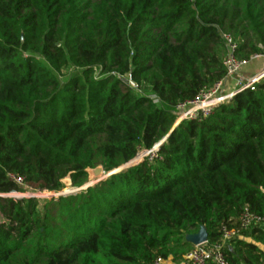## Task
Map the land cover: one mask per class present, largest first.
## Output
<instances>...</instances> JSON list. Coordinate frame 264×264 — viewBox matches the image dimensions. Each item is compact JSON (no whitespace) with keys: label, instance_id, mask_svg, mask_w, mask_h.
I'll return each mask as SVG.
<instances>
[{"label":"trees","instance_id":"obj_1","mask_svg":"<svg viewBox=\"0 0 264 264\" xmlns=\"http://www.w3.org/2000/svg\"><path fill=\"white\" fill-rule=\"evenodd\" d=\"M224 36L264 60V0H0V264H180L201 227L213 244L264 219V76L173 128L225 77ZM164 139L92 187L9 197L12 178L81 189ZM257 245L264 222L223 253L264 264Z\"/></svg>","mask_w":264,"mask_h":264},{"label":"built area","instance_id":"obj_2","mask_svg":"<svg viewBox=\"0 0 264 264\" xmlns=\"http://www.w3.org/2000/svg\"><path fill=\"white\" fill-rule=\"evenodd\" d=\"M224 44L227 48V54L223 62L225 67V77L215 83L212 87L202 90L194 100L178 105L176 107L177 119L175 125H178L182 121L195 118L199 113L206 116L217 105L230 101L239 91L231 95L223 94V89L226 84L231 80H234L233 78H235L250 61L260 58L257 56L252 57L249 62L238 60L235 56L237 44L234 42L233 38L230 36H224ZM262 74L264 75V70ZM262 74L247 82L243 86V89L261 79ZM154 152L156 151L153 149L148 151L146 157L152 156ZM12 180L19 187L27 188L21 178H12ZM263 222V218L255 216L248 211L243 212L234 225L221 226L219 230V241L213 244H207L206 241L198 246H193L191 251L183 257V261L180 264H228L223 253V250L228 243L239 238L240 232L247 231L252 225L262 224ZM155 264H164V262L158 261Z\"/></svg>","mask_w":264,"mask_h":264},{"label":"rangeland","instance_id":"obj_3","mask_svg":"<svg viewBox=\"0 0 264 264\" xmlns=\"http://www.w3.org/2000/svg\"><path fill=\"white\" fill-rule=\"evenodd\" d=\"M263 62H264L263 59L250 62L251 64L246 66L235 78H233L234 80H231L230 82H228L226 84V86L223 89V94L231 95L237 91H241L243 89V86L247 82H249V79L251 77L255 76L261 70H264V63ZM258 76H260V75H258ZM258 76H256V77H258ZM153 150H154V148H153ZM146 154H147V152H140L134 160L136 162L135 164L139 163L144 157H146ZM64 185H65L64 189L59 193H48L45 191L35 192L31 188H22L24 190L23 193L12 194L13 195L12 197H14V198L35 197V198L40 199V200H50L53 197L56 198L57 195L62 194L63 192L74 193L77 191V189L70 187V182L68 180L64 181ZM1 222H2V219L0 217V224H1ZM192 247L193 246H191L189 248L190 251H191ZM167 263H169V262H167Z\"/></svg>","mask_w":264,"mask_h":264},{"label":"water","instance_id":"obj_4","mask_svg":"<svg viewBox=\"0 0 264 264\" xmlns=\"http://www.w3.org/2000/svg\"><path fill=\"white\" fill-rule=\"evenodd\" d=\"M262 75H263V74H262ZM262 75H261V77L264 76V75H263V76H262ZM176 126H177V125H174L173 128H175ZM164 141H165V139L162 140L158 145H156V146L154 147V151H157L158 147H159ZM135 163H136V162L133 160V161H132L131 163H129L128 165H126V166H124V167H122V168H120V169H118V170H116V171H113V172H111V173H108V174H106V173L103 171L102 167H100V166H98V167H96V168H94V169H88V170H86V174H87V176H88L86 185H85L83 188L78 189L76 192H78V191H80V190H83V189H85V188L92 187L93 185L97 184L98 182H100V181L106 179L108 176H110V175H112V174H114V173H117V172L121 171V170L124 169V168H127V167H129V166L135 165ZM74 193H75V192H74ZM68 194H70V192H63L62 194L57 195V197H61V196L68 195ZM12 196H13V195H9V197H12ZM57 197H56V198H57ZM185 241H186L187 243H189L190 245H192V246H198V245L203 244V243H205V242L207 241V233H206L205 229H204L203 227H201V228L199 229L198 233H196V234H194V235H188V236H186V237H185Z\"/></svg>","mask_w":264,"mask_h":264},{"label":"crops","instance_id":"obj_5","mask_svg":"<svg viewBox=\"0 0 264 264\" xmlns=\"http://www.w3.org/2000/svg\"><path fill=\"white\" fill-rule=\"evenodd\" d=\"M260 59H262V58H258V59H256V60H260ZM263 61H264V60H263ZM250 62H251V61H250ZM263 63H264V62H263ZM249 64H251V63H249ZM249 64H248V65H249ZM248 65H247V66H248ZM262 72H263V70H261L260 72H258L255 76L251 77V78L249 79V81L252 80V79H255L256 76L262 74ZM246 241H247V242H250L249 239H247ZM257 246H258V248H259L262 252H264V246H262V245H257ZM167 262H169V261H167ZM167 262H164V264H173V263H171V262H169V263H167Z\"/></svg>","mask_w":264,"mask_h":264}]
</instances>
